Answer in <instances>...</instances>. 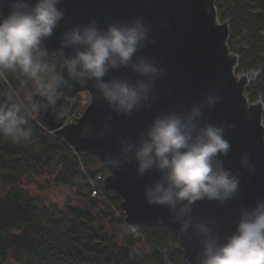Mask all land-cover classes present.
Instances as JSON below:
<instances>
[{
    "label": "clouds",
    "instance_id": "1",
    "mask_svg": "<svg viewBox=\"0 0 264 264\" xmlns=\"http://www.w3.org/2000/svg\"><path fill=\"white\" fill-rule=\"evenodd\" d=\"M63 4L0 0V72L17 71L36 88L33 95L10 87L7 104L0 106V136L13 142H30V118L55 117L63 94L75 87H90L109 109L99 129L81 128L82 139L113 136V114L131 117L160 100L157 82L167 70L143 54L153 42L152 25L143 15L103 25L96 17L72 23ZM61 25L56 47L47 49ZM121 69L127 72L116 74ZM224 87L223 80L215 81L199 100L162 109L134 135L116 134L115 148L103 159L114 171L134 163L137 177L154 174L142 189L144 200L167 209L177 238L194 249L190 264H264V195L252 203L241 200L242 180L256 175L257 161L241 151L227 167L232 152L227 137L235 124L205 119L221 103ZM202 201L223 211L198 213L195 206ZM233 204L235 211H228Z\"/></svg>",
    "mask_w": 264,
    "mask_h": 264
},
{
    "label": "trees",
    "instance_id": "2",
    "mask_svg": "<svg viewBox=\"0 0 264 264\" xmlns=\"http://www.w3.org/2000/svg\"><path fill=\"white\" fill-rule=\"evenodd\" d=\"M213 1L218 21L228 26L227 47L237 55L234 74L258 71L244 94L250 103L261 101L264 119V0ZM10 87L36 93L34 82L19 72H0V106ZM28 126V143L0 136V264H186L169 230L138 225L133 235L116 192L99 186L101 194L90 196L88 179L106 170L96 156L74 152L38 115ZM44 175L45 183L73 190L74 197L66 195L58 205L29 191Z\"/></svg>",
    "mask_w": 264,
    "mask_h": 264
},
{
    "label": "water",
    "instance_id": "3",
    "mask_svg": "<svg viewBox=\"0 0 264 264\" xmlns=\"http://www.w3.org/2000/svg\"><path fill=\"white\" fill-rule=\"evenodd\" d=\"M62 7L72 23H84L89 17H96L103 25L105 20L143 15L152 25L153 42L142 51L145 55L156 57L159 65L166 68L167 74L157 82L160 100L151 111H142L131 117L113 114L110 121L113 136H106L102 140L82 139L81 128L91 124L99 129L109 109L97 99L90 87H75L63 94L55 117L46 113L39 116L48 129L73 145L76 151L96 156L108 169L109 175L102 187L121 197L120 208L126 225L157 226L169 230L178 241L184 262L190 264L194 249L177 238L176 225L168 221L167 209L150 206L144 200L142 189L154 174L137 177L134 163L114 171L106 165L103 154L115 148L116 134L134 135L162 109L179 108L185 102L197 101L210 90L213 82L223 80L225 87L219 93L222 101L205 114V119L211 122L227 120L235 124L227 137L232 143V152L226 160L227 167L236 164V157L241 151H248L257 161L256 175H245L242 180L241 200L252 203L258 195H264L262 105L259 101L248 102L244 94L248 80L244 75L236 76L233 72L237 57L230 53L226 44L228 26L225 22H218L213 0H64ZM253 14L258 16L259 11ZM63 28L64 25H61L56 35L46 41L47 49L56 47V36ZM243 38L244 35L235 43H241ZM126 72L127 69H121L116 74ZM79 92L89 95V103L75 124L62 127L59 116L62 103L68 96ZM195 208L201 214L219 215L223 211L207 201L198 202ZM228 211L234 212L235 204L230 205Z\"/></svg>",
    "mask_w": 264,
    "mask_h": 264
},
{
    "label": "rangeland",
    "instance_id": "4",
    "mask_svg": "<svg viewBox=\"0 0 264 264\" xmlns=\"http://www.w3.org/2000/svg\"><path fill=\"white\" fill-rule=\"evenodd\" d=\"M215 10H216V8H215ZM236 57H237V55H236ZM257 74H258V71H250V72H248L246 74H242V75H244L247 78L248 83H249L255 79ZM80 98L83 99L84 95L79 94L78 98H74V99H71L70 101L69 100L67 101L68 104L66 107L67 110L65 111V114ZM257 101L260 102V100H257ZM37 115H35V116H37ZM261 124H262V126H264V119L261 120ZM48 179H49V177H47L46 175H44L42 177L35 178V181H34L35 184L33 186L29 187V191H31L33 194H35L36 196H38L40 198L42 197L43 200H45L47 202H51L52 204H58V205H60L64 202V198L66 195H69L70 197H74L75 192L73 190H65L64 188H57V187L51 186V185L45 183V180H48ZM36 184L43 185V187H44L43 190L39 191L36 188L37 187Z\"/></svg>",
    "mask_w": 264,
    "mask_h": 264
},
{
    "label": "built area",
    "instance_id": "5",
    "mask_svg": "<svg viewBox=\"0 0 264 264\" xmlns=\"http://www.w3.org/2000/svg\"><path fill=\"white\" fill-rule=\"evenodd\" d=\"M86 104V100L85 99H81L78 102V108L74 109V110H68V112L64 115V120H63V124H68V123H73L75 122L80 114H81V110L82 108L85 106ZM103 178V173L100 172L98 174H96L93 179H88L89 184L91 185V192H90V196L91 197H97L101 194V190L97 185V181L101 180Z\"/></svg>",
    "mask_w": 264,
    "mask_h": 264
},
{
    "label": "bare ground",
    "instance_id": "6",
    "mask_svg": "<svg viewBox=\"0 0 264 264\" xmlns=\"http://www.w3.org/2000/svg\"><path fill=\"white\" fill-rule=\"evenodd\" d=\"M76 108H78V106L71 107L69 110H74Z\"/></svg>",
    "mask_w": 264,
    "mask_h": 264
}]
</instances>
